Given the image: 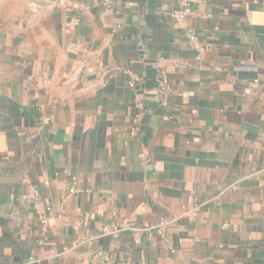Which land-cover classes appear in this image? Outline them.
<instances>
[{
  "label": "crops",
  "instance_id": "crops-1",
  "mask_svg": "<svg viewBox=\"0 0 264 264\" xmlns=\"http://www.w3.org/2000/svg\"><path fill=\"white\" fill-rule=\"evenodd\" d=\"M69 1L0 0V264H99L96 250L264 264V0H198L184 21L170 15L182 0ZM73 177L81 192L65 201ZM234 181L163 235L124 231L46 259L116 219L175 218ZM39 203L62 213L44 246Z\"/></svg>",
  "mask_w": 264,
  "mask_h": 264
},
{
  "label": "built area",
  "instance_id": "built-area-1",
  "mask_svg": "<svg viewBox=\"0 0 264 264\" xmlns=\"http://www.w3.org/2000/svg\"><path fill=\"white\" fill-rule=\"evenodd\" d=\"M54 6L56 7H64V6H71L72 3L69 0H52ZM198 0H182L181 6L179 9L174 10L171 12V17L177 21H184L196 10ZM104 5L106 8H110L112 6L111 0H104ZM74 7H77L74 5ZM121 27L117 26L115 30H119ZM187 37L189 40V44L193 48H197L198 45V37L197 34L193 31H189L187 33ZM85 68L89 71V74L94 75V69L91 68V66L87 63L85 64ZM129 76L132 77V79H135V76L130 71H125ZM160 89L162 91L167 89V83L164 80L160 84ZM141 107V104L138 105ZM264 171V168H263ZM77 178H72V186L68 190V194L65 198V201H68L73 195H76L81 192V189H79L76 186ZM240 184V181H234L230 183L227 186H219L218 187V194L204 202H200L195 204L192 208L186 210L181 215L175 217V218H169V219H161L156 225L153 226H147V227H136L133 225H126L124 223L119 222L117 219L115 222L110 226H102L100 227L98 233L94 236L80 239L78 241H74L71 245L64 247L61 251H54L50 256H48L47 260H54L57 258L64 257L65 255L78 250L80 248L86 247L91 245V243L99 238L105 237L107 235H114L120 232L129 231L135 234L136 241H140L141 238L145 236H152V235H163L167 232V230L176 222H180L184 219L193 220L197 217H199L201 211L210 205H220L221 198L228 192L234 191L238 188ZM35 196H38V192H35ZM36 215L38 222L41 225L43 236L42 239L39 241V245L44 246L49 241L48 231L51 222H53L57 218L62 217V213L59 211H56L52 205L47 203H39L37 205ZM90 257L92 260L96 261L99 264H132L129 261H116L113 259L112 255L105 251V250H96L90 252ZM45 259L41 257H31L27 262L24 264H42V262Z\"/></svg>",
  "mask_w": 264,
  "mask_h": 264
},
{
  "label": "water",
  "instance_id": "water-1",
  "mask_svg": "<svg viewBox=\"0 0 264 264\" xmlns=\"http://www.w3.org/2000/svg\"><path fill=\"white\" fill-rule=\"evenodd\" d=\"M92 78H95V77H92ZM153 168L152 167H149L148 171H149V174L153 172Z\"/></svg>",
  "mask_w": 264,
  "mask_h": 264
}]
</instances>
